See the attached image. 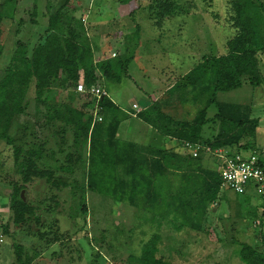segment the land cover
Wrapping results in <instances>:
<instances>
[{
	"label": "trees",
	"instance_id": "trees-1",
	"mask_svg": "<svg viewBox=\"0 0 264 264\" xmlns=\"http://www.w3.org/2000/svg\"><path fill=\"white\" fill-rule=\"evenodd\" d=\"M18 1L2 0L0 22L14 19ZM116 1L119 15H114L111 20L117 21V24L112 25H117L115 29L121 33L122 41L119 40L117 47L100 53L94 51L87 33L90 28L83 23L84 16L77 17L70 0H64L50 13L43 37L32 46L17 40L7 65L0 72V145L3 142L11 147L13 161L21 173V181H9L8 208L13 229L24 225L31 217H39L20 195L32 177L46 178L58 186L61 181L53 178L55 169L73 173L80 167L88 188L96 190L97 184L104 182L105 186L98 188L100 192L111 195L117 202L127 203L138 213L150 216L147 220L159 216L158 229L167 228L175 234L176 226L169 216L179 211L178 214L186 223L177 232L186 226L203 231L204 226L200 222L194 223L193 219L205 217L212 205L209 202H215L219 197L221 177L215 169L203 165L202 156L194 158L183 154L179 145L182 147V142L188 141L200 142L213 149L236 147L256 151L255 137L261 120L254 115L253 107L250 104L219 100L216 96L218 92L231 91L244 84L253 89L261 87L264 93V62L259 56L264 53V0L231 1L230 22L235 34L226 43V53L203 57L196 68L184 77V80H188V91L191 92L187 94L188 101L196 105L191 118H176L160 108L155 110L154 119L142 114L147 123L150 120V124H154L152 126L156 127L160 135L174 141L172 147H155L154 153L150 152L151 147L143 148L135 143L118 141L116 134L119 120L116 119L106 129L108 137L102 139L101 122L95 120V112L102 116V120L103 116L114 119L113 114L118 107L107 93L96 97L76 91L80 70L84 73L85 87L89 89L99 85L101 76L112 78L119 73V76L126 73L135 58L140 44L138 38L134 39L133 36L141 32L136 13L142 8V3L141 0ZM148 9L154 12L158 25L166 16L184 11L174 0H151ZM105 13L101 11L95 19L107 21L103 20ZM124 16L133 21L132 29H121ZM121 19L120 25L118 21ZM35 20L33 15L31 21L35 23ZM88 26L93 27V21ZM113 53L114 56L110 57ZM97 55H105L106 58L95 61ZM210 89L212 93H208ZM63 93L65 95L62 98ZM66 100L70 104L74 103V107ZM30 103L36 109H45L47 124L54 125L52 122L55 120L62 122L57 132L63 139L67 129L71 128L73 150L65 155L66 167L56 164L54 169L51 168L49 158L53 155L46 157L43 150L46 142L37 145L23 140L16 143L13 120L16 115L24 113ZM156 107L158 104L154 105ZM211 109L215 112L208 116ZM80 188L83 190L84 184ZM73 196L78 199L74 215L81 212L86 217L84 194L77 198L74 192ZM258 197L259 205L252 207H246L247 196L245 201L239 200L240 208L247 212L246 220L255 229L258 227L254 244L238 242L234 250L243 264H264V203L262 197ZM0 228L4 234L11 235L8 225ZM43 235L45 230L40 233V236ZM157 237L161 239L162 236H151L144 245L142 258L152 260L143 264H159L158 259L154 258L158 250L153 238ZM21 252L22 246L16 244V262H30L28 257L21 259Z\"/></svg>",
	"mask_w": 264,
	"mask_h": 264
},
{
	"label": "rangeland",
	"instance_id": "rangeland-1",
	"mask_svg": "<svg viewBox=\"0 0 264 264\" xmlns=\"http://www.w3.org/2000/svg\"><path fill=\"white\" fill-rule=\"evenodd\" d=\"M150 1L141 0L142 8L136 13L141 32L133 38L139 40L138 51L143 46V53L146 54V49L149 52V55H145L146 57L165 56L166 63L176 72L171 73L177 77L175 79L177 86L170 92L173 101L164 98V103L167 104L163 106L164 111L176 118H191L196 105L193 101H188L187 94H191L186 91L188 80H184L186 75L178 77L179 68L176 61H170L172 59H169V54L182 53L185 58L187 54L186 60L195 61L194 63L206 56L225 54L226 43L235 34V29L230 22L233 0L207 2L174 0L179 7L184 8L183 13L166 16L161 25L156 24L157 17L148 9ZM63 2L64 0L18 1L14 19H3L0 22V72L7 65L15 49L16 41H22L28 46L35 45L44 35L50 13ZM70 2L75 8L74 14L77 17L83 15L85 18L83 23L88 29L90 28L87 33L93 49L101 51L117 47L122 38L120 39L119 30L112 29L114 26L112 24H117V21L111 20L114 15L116 17L119 15L116 0H70ZM101 11L106 12L103 20H108L103 21L93 35L95 31L88 24L95 20ZM33 15L36 19L35 23L31 21ZM118 22L121 25L122 19ZM123 22L121 29H132L134 26L131 18L125 17ZM109 27L110 35L105 36L103 32L100 33L101 30ZM111 31L114 33L111 34ZM114 35H116L115 39L111 37ZM188 55L195 57L191 59ZM113 56L114 53L110 57ZM259 56L264 62V53ZM146 57L135 59L126 73L120 76L119 73L116 76L112 85L109 86L107 81L102 80V86L120 107L129 108L133 102H143L144 95L147 97L144 92L148 84L147 72L150 68L159 70L160 62ZM179 60L182 61L183 58L180 57ZM138 71L141 72L139 76L133 74ZM261 90V87L253 89L244 84L231 91L218 92L216 97L226 102L250 104L253 107L254 115L259 116L261 120L255 137L256 151L264 153V93ZM212 92L210 89L208 93ZM64 95L65 93L62 94V98ZM70 105L74 107V103ZM214 112L213 109L209 110L208 116H212ZM13 121V136L17 139V144L23 140L37 145L39 142H46L43 150L46 157L53 155L49 158L51 168L54 169L56 164L67 166L65 155L73 150L70 127L63 139L57 132L62 122L55 120L52 122L54 125L47 124L45 109L43 107L36 109L33 103L29 104L24 113L16 115ZM150 131L154 130L150 129ZM130 132V129H123L119 135L120 139H131ZM179 149L181 153L184 152L181 148ZM231 150L254 151L236 147ZM202 161L203 165L209 167L208 161ZM124 166L127 165L124 163ZM118 169L121 170V168ZM53 172L55 175L53 178H59L61 181L58 186H54L46 178L33 175L26 190H23L25 200L39 216L38 221L31 217L27 223L13 229L8 208L9 181H21V173L13 161L11 147L3 142L0 145V226L8 225V231L11 234H4L0 228V238H2L0 264H19L16 262L14 253L16 244L22 246L21 259L24 260L27 257L31 259L27 264H143L152 260L142 258L144 245L148 243L151 236L155 237L158 234L162 236L161 239L159 237L153 239L158 250L154 258L158 259L159 264H243L234 252L237 243L254 244L256 242L258 227L255 229L246 220L247 212L239 205V200L245 201V196L248 197L246 207L259 205L260 198L253 187L243 194L221 188L216 201L209 202L212 205L206 216L193 219L194 223L200 222L204 226L203 231L186 226L177 232V229L185 225L186 221L178 214L179 211L176 212L177 214L174 213L169 216L172 217L176 226L174 234L173 230L167 228L158 229L159 216L147 220L150 216L138 213L137 209L127 203L117 202L111 195L100 192L98 188L104 187V182L97 184L96 190L88 188L80 167L73 173L57 169ZM83 184L85 188L81 190L80 187H83ZM74 192L77 198L84 194L86 217H83L81 212L74 215L73 210L78 200L74 198ZM260 211L261 208L258 212ZM44 230L45 235L40 236Z\"/></svg>",
	"mask_w": 264,
	"mask_h": 264
},
{
	"label": "crops",
	"instance_id": "crops-1",
	"mask_svg": "<svg viewBox=\"0 0 264 264\" xmlns=\"http://www.w3.org/2000/svg\"><path fill=\"white\" fill-rule=\"evenodd\" d=\"M102 24H103V21H100L99 19L93 20V25H94L93 29L95 31L93 33V35L96 34V32H97L96 28L99 27ZM115 28H117V25H114L112 29H115ZM110 30L111 29L109 27V28L104 29L103 31L101 30L100 33L103 32V35L106 36V35H108L107 33H110ZM113 33L114 32L111 31V34H113ZM119 34H120V38H121V33H119ZM111 37H113L115 39L116 35L111 36ZM149 49H151V47ZM93 50L94 51H98L96 48L93 49ZM147 50L148 49H146V54L143 53V46H142L139 51L137 50L138 53L136 52L134 60L135 59H139V58H145L146 57L145 55H149V52ZM103 51H105V50H101V51H99V53L103 52ZM101 54H99V55H101ZM169 55H170L169 59H172L170 61H176V63H177V67L179 68V71H177V72H179L178 77L187 75L190 72H192V70L194 68H196L197 64L202 59V58L200 60L198 59V61L196 63H194L195 61L190 62V61L186 60L187 59V54H186V58H185V55H182V53H180L178 55H176L174 53H170ZM180 57L183 58L182 61L179 60ZM188 57H191V59H192V57L194 58L195 56L194 55H191V56L188 55ZM103 58H106V56L103 55L101 57V56L97 55V57H95L94 59H95V61H98V60H101ZM146 58L147 59L150 58L151 60H154V61L158 60V62H160V65L158 67V68H160L159 70L155 71L154 69L150 68L148 70V72H147L148 73V77H147L148 84L145 87V89H146L145 91L141 90V91H144L147 94V97L144 95L143 98H142L144 100L141 99L143 102H141V103L140 102H133L131 104V107L128 106L129 108H126V106L125 107H120L112 99V97H110L108 95L110 97V99L118 107V110L115 111L114 114H113V115H115L114 119H112L111 116H110V118H109V116H103V120L100 121L101 122V124H100L101 133L100 134L102 136V139L105 138V137H108V136H106L107 134L105 133L106 129L109 126H112L114 124V121L119 120V125H118V128H117V134H116V139L118 141L126 142V143L127 142L128 143H135L136 145H141L143 148H145V147L150 148L151 147L150 148L151 149L150 152L154 153V148L155 147H157V146L172 147V146H174V143H173L174 141L172 139H170L169 137L160 135L159 132L157 131L156 127H153L154 124H150L151 123L150 120H148V123H147L145 116H143L142 114H147V115H149V118L154 119L155 116H156L157 109L160 108L162 111H164L163 106L167 105V104L164 103V98L170 99L171 101H173V97L170 95V92H171L172 88H175L177 86V82L175 80V79H177V77L173 76V74H171L172 72L173 73H176V72L171 69L172 68L171 65L166 63L167 59H166L165 56L152 55V56H148ZM131 63L129 65H131ZM165 63H166V65H165ZM166 66L168 68H166ZM140 73H141L140 71L135 72V73L133 72V74L137 75V76H139ZM143 77H146V76L143 75ZM115 79H116V77L106 78L104 76H101L100 80H99V82H100L99 85L108 94V91L101 84L102 80L103 81H107L109 83V86H110V85H112L111 84L112 82H115ZM186 91H188V90H186ZM141 95H142V93H141ZM155 104H158V107L154 108ZM134 105H135V107H134ZM99 116H101V115H99ZM97 117H98V115L96 113L95 120H96ZM180 119H182V118H180ZM145 125H146V127H145ZM123 129L124 130H126V129H130L131 130L130 135H129V137L130 136L132 137L131 139H125V138L124 139H120L119 135H121L120 133H121V131H123ZM150 129L154 130V131L152 132V131H150ZM179 147L182 149V147L180 145H179ZM228 150L230 151L231 149H228ZM148 152L149 151L147 149V153ZM248 152H250V151H248ZM145 154H146V151H145ZM202 160L208 161L210 163L209 167L212 168V169H215L219 173V167H220L219 160H214L212 158L204 157V156H202Z\"/></svg>",
	"mask_w": 264,
	"mask_h": 264
},
{
	"label": "built area",
	"instance_id": "built-area-1",
	"mask_svg": "<svg viewBox=\"0 0 264 264\" xmlns=\"http://www.w3.org/2000/svg\"><path fill=\"white\" fill-rule=\"evenodd\" d=\"M76 91L80 93H90L96 97H101L106 92L99 85L87 89L84 83V73L78 72ZM135 107V105H134ZM96 120L101 121L98 116ZM182 149L185 154L191 157H209L219 160V175L221 177V188H225L234 193H245L250 187L256 190L264 203V153L241 150L229 151L224 148H211L200 142H182ZM2 238H0V242Z\"/></svg>",
	"mask_w": 264,
	"mask_h": 264
},
{
	"label": "water",
	"instance_id": "water-1",
	"mask_svg": "<svg viewBox=\"0 0 264 264\" xmlns=\"http://www.w3.org/2000/svg\"><path fill=\"white\" fill-rule=\"evenodd\" d=\"M20 195H21L22 199L25 200V198L23 196V190L21 191Z\"/></svg>",
	"mask_w": 264,
	"mask_h": 264
}]
</instances>
